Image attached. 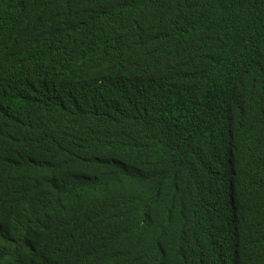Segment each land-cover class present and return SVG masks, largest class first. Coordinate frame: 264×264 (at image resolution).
Segmentation results:
<instances>
[{
	"label": "trees",
	"instance_id": "1",
	"mask_svg": "<svg viewBox=\"0 0 264 264\" xmlns=\"http://www.w3.org/2000/svg\"><path fill=\"white\" fill-rule=\"evenodd\" d=\"M0 264H264V0H0Z\"/></svg>",
	"mask_w": 264,
	"mask_h": 264
},
{
	"label": "bare ground",
	"instance_id": "2",
	"mask_svg": "<svg viewBox=\"0 0 264 264\" xmlns=\"http://www.w3.org/2000/svg\"><path fill=\"white\" fill-rule=\"evenodd\" d=\"M101 111V110H100ZM98 113V112H97ZM100 113V112H99Z\"/></svg>",
	"mask_w": 264,
	"mask_h": 264
}]
</instances>
